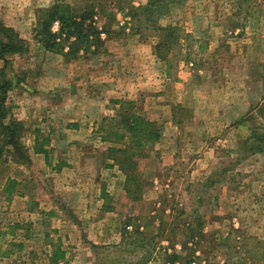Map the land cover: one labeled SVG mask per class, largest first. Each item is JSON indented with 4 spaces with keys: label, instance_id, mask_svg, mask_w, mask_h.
<instances>
[{
    "label": "rangeland",
    "instance_id": "1",
    "mask_svg": "<svg viewBox=\"0 0 264 264\" xmlns=\"http://www.w3.org/2000/svg\"><path fill=\"white\" fill-rule=\"evenodd\" d=\"M56 2H100L97 46H43ZM0 21L27 47L4 121L29 156H0V264H51L58 240L57 264H264V0H0ZM131 113L158 140H132Z\"/></svg>",
    "mask_w": 264,
    "mask_h": 264
},
{
    "label": "trees",
    "instance_id": "2",
    "mask_svg": "<svg viewBox=\"0 0 264 264\" xmlns=\"http://www.w3.org/2000/svg\"><path fill=\"white\" fill-rule=\"evenodd\" d=\"M168 1L173 2L176 0H167V2ZM158 2L159 0H150V3L152 4ZM99 3L89 2L77 10H73L69 4H65L64 2L54 3L50 9H47L44 12L42 20L40 21L38 33L35 36H38V40L42 42L46 49L51 50H55L56 48L59 50V48H62V46H58L59 44L56 41V37L59 35H64L65 37L63 39L66 40L73 38L74 42L70 43L69 51H62L64 54L76 52V49L78 48L77 44L79 43H84L85 47H88L91 43H95L97 46V42L100 40L99 31L101 30L95 25L96 21L92 19V16L96 12H101V9L97 7L99 6ZM95 4L98 5L96 6ZM53 21L59 23L58 32H51L50 30V25ZM161 29L167 31V35H169L171 27L167 26L166 28L162 27ZM167 35L164 36L165 39L158 43L156 46L157 49L163 45L170 46V43L175 37L170 34L168 38ZM49 42H52V44L50 45ZM26 50V44L19 36L18 32L0 21V156L7 152L10 154V160L14 162L20 160V158L28 159L29 156L20 140L21 132L24 128L22 121L17 119H11L8 122L4 121L8 111L4 104L5 98L7 92L13 87L12 80L6 73V56L8 54L22 53ZM126 118L128 119L125 125L127 126L130 136L132 137V140H137L139 145L146 143L151 144L158 140L160 131L157 126L153 125L154 123L152 121L145 119L136 113H131ZM119 138H123V135H120ZM34 142L33 151L47 155L48 149L45 145L48 143V137L45 136L41 139L35 137ZM107 150L112 151L114 150V147L109 146L107 147ZM112 158H114V156H112ZM118 162L126 174V192L128 193L130 192V183L128 182L132 180V175L125 170V168L129 170L127 168L128 166L125 164L126 161L121 159ZM123 164H125V168L123 167ZM15 182V180L8 178L5 187H3L6 197L13 192ZM15 192L18 193V191ZM15 227L18 228L19 225H15ZM8 232L13 233L12 230ZM52 245V249L49 253V260L51 264H57L59 259L65 257L66 251L65 249H62L60 240H58V243H53ZM18 246L20 247V245ZM175 256V254L172 255L173 258H175Z\"/></svg>",
    "mask_w": 264,
    "mask_h": 264
},
{
    "label": "crops",
    "instance_id": "3",
    "mask_svg": "<svg viewBox=\"0 0 264 264\" xmlns=\"http://www.w3.org/2000/svg\"><path fill=\"white\" fill-rule=\"evenodd\" d=\"M110 96H113V97H124V98L126 97L124 91H122V90H120L118 92L116 91V93L114 95L110 94ZM127 97H131V96H127ZM132 98H135V97H132ZM74 130L76 131L77 129H74Z\"/></svg>",
    "mask_w": 264,
    "mask_h": 264
}]
</instances>
